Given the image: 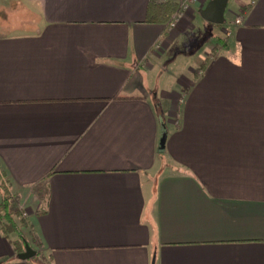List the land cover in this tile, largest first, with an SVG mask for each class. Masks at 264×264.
<instances>
[{
    "label": "crops",
    "instance_id": "1",
    "mask_svg": "<svg viewBox=\"0 0 264 264\" xmlns=\"http://www.w3.org/2000/svg\"><path fill=\"white\" fill-rule=\"evenodd\" d=\"M182 1L0 0V172L36 252L0 230V264H264V0L170 87L216 26L198 0L168 29Z\"/></svg>",
    "mask_w": 264,
    "mask_h": 264
},
{
    "label": "rangeland",
    "instance_id": "2",
    "mask_svg": "<svg viewBox=\"0 0 264 264\" xmlns=\"http://www.w3.org/2000/svg\"><path fill=\"white\" fill-rule=\"evenodd\" d=\"M183 2V1H182ZM238 2H245V0H227V6L225 10V16H224V24L222 25H208L204 23L200 18L196 20L193 25L195 28V31L188 32V37L192 41L187 48H183L182 45H179V48L177 50H173L166 58L164 59V62H162V67L164 66V70L161 69L159 66H157L152 72L151 76H153L154 79H159L161 84H168L170 87H172L175 82L174 78L179 75H187L189 68L196 69L198 65L196 64V60L198 56L200 55V51L197 54L196 48L200 44H207L210 37L213 35H217L220 38H223L221 29L224 27H227L231 18L234 17L237 14L238 11ZM180 5V4H179ZM214 39V38H211ZM186 43V42H185ZM198 55V56H197ZM160 68V69H159ZM163 86V85H162ZM156 94V93H155ZM165 161V163H163ZM168 164L166 163V158L164 156H160L158 166L159 169L166 171L167 168H164V165ZM158 169V170H159ZM17 202V201H16ZM15 202V200L12 202V209L17 210L18 204ZM16 223H18V219L15 218ZM25 229L21 230V233L26 238V240L29 242L32 241L30 239L29 233L27 231H24ZM33 238V237H32ZM34 243V241H33ZM23 246V244H21ZM36 246V244L34 243ZM25 246V245H24ZM24 246L22 247V250L24 251ZM37 248V247H36ZM31 260V259H30ZM28 260V261H30Z\"/></svg>",
    "mask_w": 264,
    "mask_h": 264
},
{
    "label": "trees",
    "instance_id": "3",
    "mask_svg": "<svg viewBox=\"0 0 264 264\" xmlns=\"http://www.w3.org/2000/svg\"><path fill=\"white\" fill-rule=\"evenodd\" d=\"M0 230L5 236L13 235L16 238V243L20 245L21 249L26 244L30 247V241L28 242L26 238L21 233L22 229L29 230V236L34 239L32 233H30V226L23 215L20 212L12 209V202L15 195L10 191V185L5 178L4 174L0 172ZM44 194L40 195V200L43 202ZM15 218L18 219L16 223ZM23 244V246L21 245ZM23 251V250H22ZM39 254H37L38 256Z\"/></svg>",
    "mask_w": 264,
    "mask_h": 264
},
{
    "label": "water",
    "instance_id": "4",
    "mask_svg": "<svg viewBox=\"0 0 264 264\" xmlns=\"http://www.w3.org/2000/svg\"><path fill=\"white\" fill-rule=\"evenodd\" d=\"M227 6V0H211L204 9L200 10V17L211 24L221 25L224 22V12ZM166 135H163L159 142V150L163 151ZM36 252L33 251L28 244L25 243L24 251L17 255V259L26 262L35 257ZM151 264H155V257L153 256Z\"/></svg>",
    "mask_w": 264,
    "mask_h": 264
},
{
    "label": "built area",
    "instance_id": "5",
    "mask_svg": "<svg viewBox=\"0 0 264 264\" xmlns=\"http://www.w3.org/2000/svg\"><path fill=\"white\" fill-rule=\"evenodd\" d=\"M198 0H184L175 11V13L170 18L169 22L167 23L168 29H174L179 21L183 18L184 14L190 9V6L197 2ZM243 17L242 15L237 17L234 20V25L239 26L242 24Z\"/></svg>",
    "mask_w": 264,
    "mask_h": 264
}]
</instances>
